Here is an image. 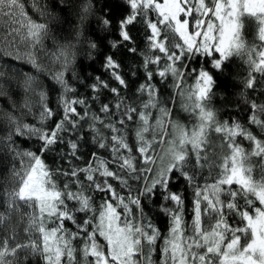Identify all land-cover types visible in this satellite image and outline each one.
<instances>
[{
	"label": "snow or ice",
	"instance_id": "6c2138e0",
	"mask_svg": "<svg viewBox=\"0 0 264 264\" xmlns=\"http://www.w3.org/2000/svg\"><path fill=\"white\" fill-rule=\"evenodd\" d=\"M56 7L58 0L51 10L46 0H0L3 51L38 70L43 52L58 66L51 87L60 93L50 106L35 75L0 70V97L10 101L0 107V165L7 168L0 176V264L32 257L43 264H157V251L158 264H264V102L247 96L264 94V0H111L92 21V0H83L74 26L64 21L70 36L63 42L53 33ZM246 21L254 24L252 43ZM137 26L145 51L133 37ZM81 43L90 57L98 53L109 77L86 85L92 104L69 80ZM137 55L139 67L127 63ZM234 56L248 67L241 91L248 126L221 120L213 106L217 80ZM14 88L22 103L12 99ZM105 91L111 99L102 101ZM178 102L192 117L188 124L173 118ZM34 108L39 123L25 122ZM85 131L95 149L87 159ZM22 137L34 140L35 150L21 148ZM46 153L67 167H52ZM181 179L193 189L190 221L183 193L172 190ZM156 202L164 233L145 211Z\"/></svg>",
	"mask_w": 264,
	"mask_h": 264
},
{
	"label": "trees",
	"instance_id": "16d2710c",
	"mask_svg": "<svg viewBox=\"0 0 264 264\" xmlns=\"http://www.w3.org/2000/svg\"><path fill=\"white\" fill-rule=\"evenodd\" d=\"M46 2L49 4V8L51 10V0H46ZM111 0H92V3L94 5V12L95 15L90 17V21L95 20L96 15H99V10L104 8L105 3H110ZM83 3V0H58V7L54 9L57 21H53V23L59 24L58 28H53V33L56 36V39L60 42H63L62 37H69L70 33L67 31H64L65 28H69L70 26L65 24L64 21L66 18L70 19L73 22V25L78 20V15L80 12V6ZM29 14L33 15V19H38V16L32 13V10L29 9ZM133 37L137 43L138 49L141 51H145V45L143 42V32L142 29L137 26L132 29ZM89 33L86 30L85 36H88ZM245 36L249 43H252L254 41V24L251 21H246V27H245ZM3 44L0 43V70H4L6 73H26V74H32L35 75L38 78V81L40 84H42L45 89L49 92V100L51 101L50 106L55 107V105L58 103L59 98V91H53L52 90V80H51V72H54L58 70V66L51 62L49 58H47L43 52L38 53L40 57V63L42 64V69L38 70L37 68L33 67L31 64L27 63L24 60H16L14 58V55L12 57H9L5 51H3ZM45 47L49 51L54 50V46L51 42V40L45 41ZM8 51H11V49H8ZM94 58V59H93ZM127 63L134 65L135 67H139L141 63V57L136 56L135 58H129ZM192 66H197L196 64H193ZM204 66L208 68L211 71L210 64L205 59ZM70 73L75 72L76 77L73 78L69 75L70 83L73 84L74 87L77 89V95L84 96L88 98L89 104H92L91 101V90L86 87V85L92 83V77L94 76H101L103 79H109L107 74L104 72V69L102 68L100 56L96 52H92L91 57L89 56V49L83 44H79L75 49V61L72 67L70 68ZM248 67L244 63V61L239 57H232L226 66V72L223 75V77L218 78L217 80V87L215 89V96L213 97V106L218 110V115L221 120H229L231 121L233 118L239 120L242 124L245 126L247 125V117L249 115V108L248 106L243 102L241 98V91L243 88L242 81L244 77L247 75ZM215 75V73H214ZM142 79V75H141ZM259 79V77H258ZM78 81H82V83H78ZM158 86L159 82L156 81ZM171 81H169V84ZM188 83H191V80L188 81ZM113 86H115L113 84ZM169 92H164L162 94V99H167ZM107 96L109 99H111V95L107 93L106 91L102 94L101 100L103 101V98ZM248 98L255 99L258 103L264 102V94L261 92H252L249 90L247 93ZM12 99L17 103H22L23 101V93L18 89L14 88L12 90ZM10 101L6 97H0V107L7 108ZM93 109H96L97 106L95 104L92 105ZM34 114L30 116L25 117V122L28 123H39L38 121V108L33 109ZM155 115V114H154ZM173 118L180 120L184 124H188L190 121H192V117L181 111L179 108V102L177 103L176 107L173 110ZM253 131H256V129L253 127ZM85 139L81 142L82 148H81V155L87 159L88 154L91 151H94L95 149L90 143L89 137L90 134L85 131L84 132ZM240 139V138H238ZM213 140L216 143H219V140L217 137L213 136ZM20 144V147L23 149H32L35 150L36 142L34 140H28L26 138H20L17 141ZM241 143H243L244 147L246 149H250L249 143L247 141L240 140ZM46 163L51 165L52 167H56L57 164H60L64 167H67V165H63L62 161H57L56 157L51 153H46L44 157ZM4 163H7V161H4ZM252 163L254 165H258L259 161L258 158H253ZM259 172L258 167L254 170V176H257ZM7 173V168L3 167V165H0V176H3ZM207 171L203 173V175L207 176ZM175 178V174H174ZM203 182V181H199ZM135 188L136 185H133ZM173 191L182 192L185 200V217L186 220H191V208H192V199H193V189L191 186L188 185V183L184 180H180L179 183L175 184L172 188ZM119 191V188H118ZM96 199L99 200L100 196L97 194ZM158 202L153 203L150 205L152 208V211H149V209L146 207L145 211L148 212V215L151 216L153 224H155L162 233L167 231V221L166 219L157 211H155V208L157 206ZM257 206H259L257 204ZM136 214L135 208H133V215ZM231 222V220H230ZM66 227L73 228V225L71 223L66 222ZM74 230V228H73ZM101 242L102 239H101ZM79 246V245H77ZM77 258L80 259L79 253L77 254ZM153 260L157 261L159 260V252L153 256ZM29 264H43V261L39 257H32L29 261Z\"/></svg>",
	"mask_w": 264,
	"mask_h": 264
}]
</instances>
